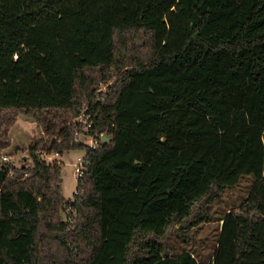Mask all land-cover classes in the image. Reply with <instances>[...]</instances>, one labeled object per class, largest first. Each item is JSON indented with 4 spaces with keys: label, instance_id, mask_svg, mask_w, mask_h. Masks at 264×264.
<instances>
[{
    "label": "trees",
    "instance_id": "trees-1",
    "mask_svg": "<svg viewBox=\"0 0 264 264\" xmlns=\"http://www.w3.org/2000/svg\"><path fill=\"white\" fill-rule=\"evenodd\" d=\"M6 112L53 139L0 165V264H264V0H0ZM72 150L67 202L39 152ZM244 176L211 260L164 255Z\"/></svg>",
    "mask_w": 264,
    "mask_h": 264
},
{
    "label": "rangeland",
    "instance_id": "rangeland-1",
    "mask_svg": "<svg viewBox=\"0 0 264 264\" xmlns=\"http://www.w3.org/2000/svg\"><path fill=\"white\" fill-rule=\"evenodd\" d=\"M3 121L0 123V145L2 149L0 158L8 156L11 164L21 167L25 163L28 167H33V161L29 154V149L36 143H40V148L46 144V138L53 139V136L43 135L35 120L25 114L12 115L4 113ZM12 124L8 127V124ZM82 150H72L66 152L55 160L62 166V194L67 202H72L77 189L76 166L78 158L83 157ZM254 184L253 176H244L234 187L224 189L220 198L209 205L207 211L210 215L208 222H201L194 227H188L185 231L177 232L171 230L162 240L165 248L164 255L175 257L183 252L192 253L198 261H209L218 242L222 225V218L229 211H237L247 200ZM184 233L185 237H180Z\"/></svg>",
    "mask_w": 264,
    "mask_h": 264
},
{
    "label": "built area",
    "instance_id": "built-area-1",
    "mask_svg": "<svg viewBox=\"0 0 264 264\" xmlns=\"http://www.w3.org/2000/svg\"><path fill=\"white\" fill-rule=\"evenodd\" d=\"M73 122L76 123H80L83 125V129L84 131H91L93 128V122L91 121V115L90 114H86V112H84L82 115H80L77 118L73 119ZM100 137L103 140L104 134H100ZM47 140V137H45ZM56 138V137H55ZM76 142H80L85 146L90 147L91 149H96L97 145L95 143V138L92 135H79L78 139H76ZM41 157L49 162V161H53L55 160V157H58L60 154L59 153H49V152H39ZM11 162V158H9L8 156H3L2 158H0V165L2 163H10ZM82 166H83V157L78 158V164L76 166V175L77 178L80 176L81 174V170H82Z\"/></svg>",
    "mask_w": 264,
    "mask_h": 264
},
{
    "label": "water",
    "instance_id": "water-1",
    "mask_svg": "<svg viewBox=\"0 0 264 264\" xmlns=\"http://www.w3.org/2000/svg\"><path fill=\"white\" fill-rule=\"evenodd\" d=\"M109 140H110L109 137H106V136L103 137V141H104V142H108Z\"/></svg>",
    "mask_w": 264,
    "mask_h": 264
}]
</instances>
